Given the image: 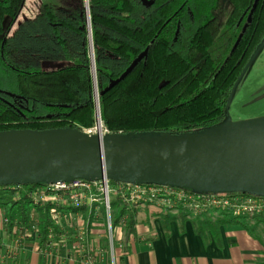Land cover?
<instances>
[{"label": "trees", "instance_id": "16d2710c", "mask_svg": "<svg viewBox=\"0 0 264 264\" xmlns=\"http://www.w3.org/2000/svg\"><path fill=\"white\" fill-rule=\"evenodd\" d=\"M23 1L0 0V131L92 128L95 93L100 122L111 133L218 126L228 117L236 81L264 42V0L46 1L7 34L5 19L14 20ZM212 22L222 26L216 37ZM43 61L72 66L43 72ZM39 186L0 187V209L9 231L30 228L34 212L44 246L52 207L33 206L26 195ZM111 210L112 224L127 216L132 231L135 208L115 201ZM160 216L166 226L170 216ZM192 223L203 239L210 232L218 241L220 225H236L260 241L254 231L264 216L219 212Z\"/></svg>", "mask_w": 264, "mask_h": 264}, {"label": "water", "instance_id": "95a60500", "mask_svg": "<svg viewBox=\"0 0 264 264\" xmlns=\"http://www.w3.org/2000/svg\"><path fill=\"white\" fill-rule=\"evenodd\" d=\"M95 100L100 122L97 93ZM15 137L22 138L17 145L9 142ZM77 179L264 198V117L237 122L227 117L218 126L188 133L100 136L71 128L0 131V187Z\"/></svg>", "mask_w": 264, "mask_h": 264}, {"label": "built area", "instance_id": "2783aa9c", "mask_svg": "<svg viewBox=\"0 0 264 264\" xmlns=\"http://www.w3.org/2000/svg\"><path fill=\"white\" fill-rule=\"evenodd\" d=\"M87 135L112 134L105 129L101 122L95 126L82 130ZM109 180H82L70 182L44 184L29 190L26 195L32 201L33 206L49 205L52 210L49 213L50 225L47 227L48 237L45 249L35 246L39 253H51L55 244V235L64 236L65 230L74 231L70 244L69 256L71 261L78 257L83 264H96L107 254L112 263L118 258L114 247L112 210L109 188ZM116 202L133 205L160 203L167 209H180L192 216L213 215L225 212L233 217L264 216V198L244 193H198L186 189L163 185H134L130 183H118L114 190ZM104 216L108 246L107 250L98 247L91 240V232L98 225L100 215ZM33 216V217H32ZM35 213L31 215L30 228L17 224V229L23 233L18 240L35 239L39 242L38 225ZM4 222L7 220L4 218ZM124 219L120 220V226L124 225ZM65 231V232H64ZM59 252V249H57Z\"/></svg>", "mask_w": 264, "mask_h": 264}, {"label": "crops", "instance_id": "0c3cea01", "mask_svg": "<svg viewBox=\"0 0 264 264\" xmlns=\"http://www.w3.org/2000/svg\"><path fill=\"white\" fill-rule=\"evenodd\" d=\"M158 209L147 204L136 207L132 231L127 229V216L122 217L125 226H120L119 221L116 228L118 264H259L264 261V244L239 226L220 225L218 241L210 232L205 239L196 233L192 223L194 218L216 214L192 216L180 209L165 208L164 213L163 209ZM181 213L187 215L183 222L180 221ZM160 215L170 216L166 226ZM4 218L0 210V264H83L79 257L76 261L69 259L72 253L67 242L73 240L74 231L65 230L64 240L60 238L61 234H56L57 245L52 246V252L39 253L35 251L39 242L31 238L11 247ZM102 226L104 223L94 227L90 237L98 247H102L100 240L106 232ZM41 248L44 250L45 245ZM96 264L112 262L105 254Z\"/></svg>", "mask_w": 264, "mask_h": 264}, {"label": "rangeland", "instance_id": "374dc122", "mask_svg": "<svg viewBox=\"0 0 264 264\" xmlns=\"http://www.w3.org/2000/svg\"><path fill=\"white\" fill-rule=\"evenodd\" d=\"M46 1L60 3L61 0H24L22 7L19 13L17 14V16L15 17V19L10 20L8 17L5 19L4 22L5 32L7 34L9 33L11 34L21 20L25 19L30 15H34L38 11L40 4ZM221 27L222 26L220 24L212 22L209 25V31L214 37H216L220 32ZM70 66H72V62L70 61H43L41 62L40 70L43 72H51V71H58L61 69H65ZM228 117L232 122L243 121L257 117H264V44L260 49V51L255 56V58L253 59L251 65L245 71V73L238 78L233 88V91L229 98ZM117 186L118 183L110 181L109 188L113 190L110 193V201L112 204L115 203L116 200L114 190L116 189ZM144 205L146 204L135 203L133 205L128 204L126 206L141 208L144 207ZM147 205H154L159 209H163L162 213L165 212L164 209L166 207H164L160 203H153ZM112 218H113V213H112ZM101 219L103 222L101 221ZM97 223L98 224L105 223V219L102 214L99 216ZM117 227H119V222L116 225L112 224L115 249H118L117 248L118 243L116 242ZM102 228L106 230L105 226L104 227L102 226ZM21 234L23 233H21L17 229V227L15 230L13 229L12 231H9V243L11 247L18 245V243L22 241V240H18V237ZM254 235L258 237L260 241L264 244V226H259L254 231ZM100 244L102 246L101 247L102 249L107 250L108 238L106 232L104 233L103 238L100 240ZM112 264H118V259L115 260V262Z\"/></svg>", "mask_w": 264, "mask_h": 264}, {"label": "bare ground", "instance_id": "6f19581e", "mask_svg": "<svg viewBox=\"0 0 264 264\" xmlns=\"http://www.w3.org/2000/svg\"><path fill=\"white\" fill-rule=\"evenodd\" d=\"M21 140H22L21 137H15V138L9 139V142H10L11 144H15V145H17Z\"/></svg>", "mask_w": 264, "mask_h": 264}]
</instances>
